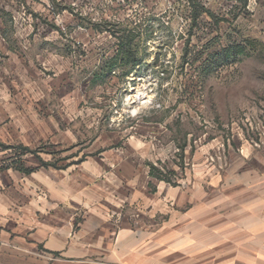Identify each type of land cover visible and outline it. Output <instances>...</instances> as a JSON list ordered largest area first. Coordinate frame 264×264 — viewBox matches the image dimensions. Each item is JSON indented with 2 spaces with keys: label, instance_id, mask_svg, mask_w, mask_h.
<instances>
[{
  "label": "rangeland",
  "instance_id": "374dc122",
  "mask_svg": "<svg viewBox=\"0 0 264 264\" xmlns=\"http://www.w3.org/2000/svg\"><path fill=\"white\" fill-rule=\"evenodd\" d=\"M192 2L203 8L195 22ZM49 7L67 16L63 30L49 22L59 33L49 43L67 49L81 44L76 61L79 56L93 61L91 49L102 56L117 49L121 35H137L132 48L142 61L133 68L107 70L92 84L85 79L87 68L59 84L45 77L34 93L56 92L44 103L56 107L65 100L95 111L88 125L104 123L146 142L145 159L130 170L147 173V188L163 189L162 243L155 247L162 263L264 264V259L229 258L239 245L228 252L222 244L196 242L202 238L187 234L185 219L203 194L216 203L215 194L230 197L251 187V180L241 177L251 170V157L264 153V0H81ZM17 13L18 24L33 27L25 3L18 4ZM25 152L39 167L65 165V151L51 146L19 149ZM170 215L176 221L172 227Z\"/></svg>",
  "mask_w": 264,
  "mask_h": 264
},
{
  "label": "crops",
  "instance_id": "0c3cea01",
  "mask_svg": "<svg viewBox=\"0 0 264 264\" xmlns=\"http://www.w3.org/2000/svg\"><path fill=\"white\" fill-rule=\"evenodd\" d=\"M69 1L81 2L0 0V264H163L161 251H155L162 243L163 189L147 188V173L130 170L145 159L146 142L104 123L88 125L95 111L65 100L56 107L45 104L56 92L34 93L45 77L59 84L87 68L85 79L92 84L110 70L100 63L116 50L101 56L91 49L96 58L83 62L81 56L75 60L81 44L67 49L49 43L59 35L49 22L63 30L67 19L49 5ZM19 3L28 6L33 27L18 24ZM40 145L65 151V165L39 167L28 152L19 154ZM40 159L51 162L49 155ZM263 161L264 153L252 156L251 170L241 177L251 187L230 197L215 194L216 203L203 194L185 213L187 234L228 252L239 245L232 259H264V187H258ZM29 168L35 169L26 173ZM174 222L170 215L169 226Z\"/></svg>",
  "mask_w": 264,
  "mask_h": 264
},
{
  "label": "trees",
  "instance_id": "16d2710c",
  "mask_svg": "<svg viewBox=\"0 0 264 264\" xmlns=\"http://www.w3.org/2000/svg\"><path fill=\"white\" fill-rule=\"evenodd\" d=\"M193 9V21L195 22L199 15L203 12V8H200L196 3H191ZM200 9L202 11H200ZM137 38V35H133L132 32L121 35V37L117 38L118 46L115 51V54L108 59L106 65L110 70L114 68H127L131 66L138 65L142 60L138 57V53L132 48L133 41ZM127 73V72H126ZM27 150V149H26ZM33 169H25L26 173L31 172ZM154 170L151 167V172Z\"/></svg>",
  "mask_w": 264,
  "mask_h": 264
},
{
  "label": "bare ground",
  "instance_id": "6f19581e",
  "mask_svg": "<svg viewBox=\"0 0 264 264\" xmlns=\"http://www.w3.org/2000/svg\"><path fill=\"white\" fill-rule=\"evenodd\" d=\"M139 95H137V97H138ZM139 99H141V97L139 98Z\"/></svg>",
  "mask_w": 264,
  "mask_h": 264
}]
</instances>
